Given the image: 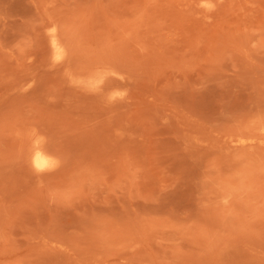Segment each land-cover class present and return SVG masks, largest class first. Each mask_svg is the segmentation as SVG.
<instances>
[{"label": "rangeland", "instance_id": "374dc122", "mask_svg": "<svg viewBox=\"0 0 264 264\" xmlns=\"http://www.w3.org/2000/svg\"><path fill=\"white\" fill-rule=\"evenodd\" d=\"M0 264H264V0H0Z\"/></svg>", "mask_w": 264, "mask_h": 264}, {"label": "bare ground", "instance_id": "6f19581e", "mask_svg": "<svg viewBox=\"0 0 264 264\" xmlns=\"http://www.w3.org/2000/svg\"><path fill=\"white\" fill-rule=\"evenodd\" d=\"M35 157H36L35 162H36V164H37V163H39L41 160H40V157H39L38 155H36ZM38 166H39V164H38Z\"/></svg>", "mask_w": 264, "mask_h": 264}]
</instances>
